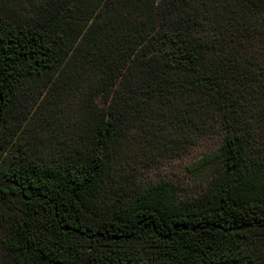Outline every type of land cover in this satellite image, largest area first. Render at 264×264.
<instances>
[{
  "label": "trees",
  "instance_id": "1",
  "mask_svg": "<svg viewBox=\"0 0 264 264\" xmlns=\"http://www.w3.org/2000/svg\"><path fill=\"white\" fill-rule=\"evenodd\" d=\"M264 0H0V264H264ZM222 133L178 198L136 159Z\"/></svg>",
  "mask_w": 264,
  "mask_h": 264
},
{
  "label": "rangeland",
  "instance_id": "2",
  "mask_svg": "<svg viewBox=\"0 0 264 264\" xmlns=\"http://www.w3.org/2000/svg\"><path fill=\"white\" fill-rule=\"evenodd\" d=\"M260 59L264 65V56ZM261 85L255 86L253 95L256 111H260L256 128V137L252 142V150L264 156V94ZM222 133L218 130L205 134L186 150L170 154L158 160L148 162V156H137L138 170L133 183L146 185L160 179H167L179 187L178 198L186 199L196 196L207 185L212 176V165L205 162L204 156L216 150L221 142Z\"/></svg>",
  "mask_w": 264,
  "mask_h": 264
}]
</instances>
